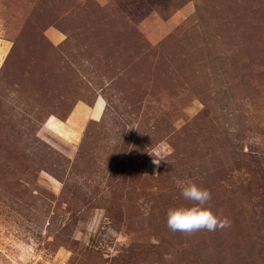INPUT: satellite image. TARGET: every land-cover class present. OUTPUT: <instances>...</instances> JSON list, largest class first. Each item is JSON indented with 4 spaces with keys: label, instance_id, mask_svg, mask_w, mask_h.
<instances>
[{
    "label": "rangeland",
    "instance_id": "1",
    "mask_svg": "<svg viewBox=\"0 0 264 264\" xmlns=\"http://www.w3.org/2000/svg\"><path fill=\"white\" fill-rule=\"evenodd\" d=\"M0 264H264V0H0Z\"/></svg>",
    "mask_w": 264,
    "mask_h": 264
},
{
    "label": "clouds",
    "instance_id": "2",
    "mask_svg": "<svg viewBox=\"0 0 264 264\" xmlns=\"http://www.w3.org/2000/svg\"><path fill=\"white\" fill-rule=\"evenodd\" d=\"M180 195L190 206L172 207L167 211V227L173 232L191 233L199 230L215 231L230 221L219 216L210 206L211 191L194 181L180 183Z\"/></svg>",
    "mask_w": 264,
    "mask_h": 264
},
{
    "label": "crops",
    "instance_id": "3",
    "mask_svg": "<svg viewBox=\"0 0 264 264\" xmlns=\"http://www.w3.org/2000/svg\"><path fill=\"white\" fill-rule=\"evenodd\" d=\"M179 11L180 10H178L175 13H178ZM60 35L56 34V35H53V37L59 39ZM98 106H99L98 100L93 106H87L84 103H78L75 109L72 111V114L66 121L60 120L62 126L67 130L66 131L67 136L65 138L71 139V140L74 139L77 136V134L81 131V128L86 124V122L90 118L96 117L95 113L97 112L99 108ZM76 112H77L76 120H77V123L80 124V126H75L74 124H72V117Z\"/></svg>",
    "mask_w": 264,
    "mask_h": 264
},
{
    "label": "bare ground",
    "instance_id": "4",
    "mask_svg": "<svg viewBox=\"0 0 264 264\" xmlns=\"http://www.w3.org/2000/svg\"><path fill=\"white\" fill-rule=\"evenodd\" d=\"M56 125H55V121L54 120H52L51 122H50V128H52L53 130H61L59 127H55Z\"/></svg>",
    "mask_w": 264,
    "mask_h": 264
}]
</instances>
